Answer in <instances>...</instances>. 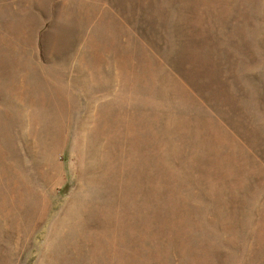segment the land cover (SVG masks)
<instances>
[{"label": "rangeland", "instance_id": "obj_1", "mask_svg": "<svg viewBox=\"0 0 264 264\" xmlns=\"http://www.w3.org/2000/svg\"><path fill=\"white\" fill-rule=\"evenodd\" d=\"M0 264H264V0H0Z\"/></svg>", "mask_w": 264, "mask_h": 264}, {"label": "bare ground", "instance_id": "obj_2", "mask_svg": "<svg viewBox=\"0 0 264 264\" xmlns=\"http://www.w3.org/2000/svg\"><path fill=\"white\" fill-rule=\"evenodd\" d=\"M66 206V205H65ZM75 206V205H74ZM78 210L79 209H77V212H78ZM64 211V210H63ZM62 211V212H63ZM75 211V210H74ZM90 211V210H89ZM61 213V212H60ZM72 213V212H71ZM76 214V213H75ZM66 216V215H65ZM58 217H60V216H58ZM64 217V216H63ZM82 218V217H81ZM73 219V218H72ZM66 222V221H65ZM75 226V225H74ZM65 228H66V230L64 231V233L65 234H61V235H56L55 236V240H56V243H55V240H53L54 242L53 243H55V245H54V247L51 249V245L52 244H48V243H46V244H48L46 247H45V250H44V252H43V257L45 256V255H47L46 253L51 249V251L53 250V252L55 253V254H60L61 252H60V246H61V244H62V242L64 241V239H65V237L66 236H68V235H70L71 234V232L74 230L73 228H72V223H68V225L67 226H65ZM64 230V229H63ZM62 230V231H63ZM61 231V230H60ZM63 233V232H62ZM58 234V233H57ZM53 239V238H52ZM49 240V239H48ZM50 242H52V241H50ZM41 256V257H42ZM67 260V259H66Z\"/></svg>", "mask_w": 264, "mask_h": 264}]
</instances>
